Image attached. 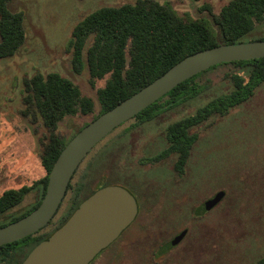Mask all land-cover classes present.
<instances>
[{
  "label": "rangeland",
  "instance_id": "374dc122",
  "mask_svg": "<svg viewBox=\"0 0 264 264\" xmlns=\"http://www.w3.org/2000/svg\"><path fill=\"white\" fill-rule=\"evenodd\" d=\"M135 1L9 2L11 10L23 13L25 39L13 55L0 58V194L31 185L45 174L40 153L48 131L21 113L24 79L34 72L44 75L54 71L92 99L91 113L67 115L57 124L55 132L68 139L98 111L96 91L108 77L91 84L86 64L78 73L72 70L70 53L65 50L71 30L101 6ZM157 1L168 4L182 17L211 20V14H217L229 0ZM259 39H264V20L240 42ZM205 70L195 79L202 90L198 95L137 127H131L135 122L131 117L97 142L74 171L55 214L36 234L50 233L67 216L76 187H80L79 195H87L110 183L132 194L138 213L117 241L99 251L89 264H254L263 257L264 82L226 114L211 116L191 128L197 136L180 173L173 170L175 155L150 160L164 148L169 123L228 92L232 87L228 74H245L232 64L219 63ZM218 190H223L224 196L217 205L195 216L194 209ZM37 198L38 192L32 188L6 214L25 210ZM182 229L186 233L177 244L161 254L156 252ZM32 245L31 238L12 244L6 254H0V264H19Z\"/></svg>",
  "mask_w": 264,
  "mask_h": 264
},
{
  "label": "trees",
  "instance_id": "16d2710c",
  "mask_svg": "<svg viewBox=\"0 0 264 264\" xmlns=\"http://www.w3.org/2000/svg\"><path fill=\"white\" fill-rule=\"evenodd\" d=\"M10 1L0 0V58L13 55L25 39L23 13L11 10ZM263 20L264 0H229L217 14H211V20L182 17L168 4L159 3L157 0H136L134 3L101 6L82 17L73 26L65 50L70 53V64L74 72H80L86 64L91 84L108 75L105 84L96 91L99 109L92 116L93 119L161 75L184 56L218 43L240 42L244 34ZM88 40L89 44L86 46ZM221 64H232L243 69L245 74H228L232 86L228 92L212 97L193 113L169 123L164 131L165 146L151 161H158L176 153L173 168L180 173L197 136L195 132H191V128L211 116L226 114L230 108L250 97L254 89L264 82V57ZM199 74L201 72L178 83L135 114L132 117L135 122L131 127L150 121L159 113L198 95L202 91L195 81ZM22 104L21 113L31 122L39 121L48 131L47 140L43 142L40 153L45 174L31 185L9 188L0 194V217L5 216L0 221V226L22 217L40 202L48 172L68 140L55 132L59 121L67 115L91 113L93 109L90 97L83 95L70 79L54 71L44 75L34 72L24 79ZM106 184L110 183L102 184L99 188ZM68 187L69 184L67 189ZM32 188H36L38 192L36 201L19 213L6 214ZM79 188H75L73 205L67 216L50 233L36 234V231L17 241L3 244L0 246V254H6L8 248L19 241L31 238V249L48 237L84 198L95 191L79 195ZM203 211L198 206L193 214L200 216ZM169 247V241L164 242L159 253ZM254 264H264V256Z\"/></svg>",
  "mask_w": 264,
  "mask_h": 264
},
{
  "label": "water",
  "instance_id": "95a60500",
  "mask_svg": "<svg viewBox=\"0 0 264 264\" xmlns=\"http://www.w3.org/2000/svg\"><path fill=\"white\" fill-rule=\"evenodd\" d=\"M264 57V39L218 43L190 53L161 75L83 125L62 147L48 172L44 194L30 212L0 226V246L44 227L55 214L77 166L91 148L115 127L162 97L178 83L219 63ZM224 196L218 190L200 207L209 210ZM135 198L124 187L104 185L84 198L68 218L38 242L20 264H88L135 218ZM182 229L169 241L177 244Z\"/></svg>",
  "mask_w": 264,
  "mask_h": 264
},
{
  "label": "flooded vegetation",
  "instance_id": "af4514ba",
  "mask_svg": "<svg viewBox=\"0 0 264 264\" xmlns=\"http://www.w3.org/2000/svg\"><path fill=\"white\" fill-rule=\"evenodd\" d=\"M75 133H76V131H75V132H74V133L68 138V140H69V139H70ZM68 140H67V141H68ZM170 155H175V159H176V153H171V154H169L168 156H170ZM168 156H166V157H168ZM188 157H189V156H188ZM187 160H188V158H187ZM187 160H186V162H187ZM174 161H175V160H174ZM186 162H185V164H186ZM185 164H184V167H185ZM184 167H183V169H184ZM173 170H174V168H173ZM69 183H70V182H69ZM124 188H125V187H124ZM66 190H67V189H66ZM126 190H127V189H126ZM128 192H129V191H128ZM130 194H131V193H130ZM212 196H213V195H212ZM212 196H211V197H212ZM211 197H209V198H211ZM207 199H208V198H207ZM136 204H137V202H136ZM216 205H217V204H216ZM216 205H214L213 207H215ZM213 207H212V208H213ZM212 208H211V209H212ZM209 210H210V209H209ZM205 211H207V210H205ZM137 213H138V205H137ZM136 216H137V214H136ZM136 216H135V218H136ZM67 218H68V217H67ZM135 218H134V219H135ZM132 222H133V221H132ZM132 222H131V223H132ZM131 223H130V224H131ZM130 224H129V225H130ZM129 225H128V226H129ZM128 226H127V227H128ZM127 227H126V228H127ZM126 228H125V229H126ZM125 229H124V230H125ZM124 230H123V231H124ZM123 231H122V232H123ZM122 232H121V233H120V234H119V235H118V236H117V237H116L111 243L116 242L117 239H118V238L120 237V235L122 234ZM171 239H172V238H171ZM169 241H170V240H169ZM111 243H110V244H111ZM108 245H109V244H108ZM160 247H161V245L158 247V249H157V251H156L157 253H159V249H160ZM170 247H171V246H170ZM170 247H169V248H170ZM169 248H166L165 250H167V249H169ZM165 250H164V251H165ZM164 251H163V252H164ZM159 254H161V253H159ZM90 262H91V261H90ZM90 262H89V263H90ZM89 263H88V264H89Z\"/></svg>",
  "mask_w": 264,
  "mask_h": 264
}]
</instances>
